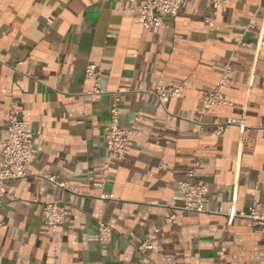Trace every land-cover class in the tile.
I'll return each instance as SVG.
<instances>
[{"label":"crops","instance_id":"obj_1","mask_svg":"<svg viewBox=\"0 0 264 264\" xmlns=\"http://www.w3.org/2000/svg\"><path fill=\"white\" fill-rule=\"evenodd\" d=\"M212 13L211 0H189L153 30L135 0H0V164L10 96L38 150L26 165L33 176L7 184L0 264H264V227L225 216L234 200L239 212L264 201V0H229L213 30ZM88 64L100 65L105 94H87ZM226 66L229 103L200 115ZM162 86L183 95L161 102L152 91ZM116 94L121 125L135 133L115 181L102 185ZM228 118H244V134L215 137ZM194 160L209 211L166 226ZM44 174L81 194L54 190ZM54 199L67 203L65 222L49 233L40 203ZM99 221L113 228L105 246ZM147 237L154 248L142 254Z\"/></svg>","mask_w":264,"mask_h":264},{"label":"built area","instance_id":"obj_2","mask_svg":"<svg viewBox=\"0 0 264 264\" xmlns=\"http://www.w3.org/2000/svg\"><path fill=\"white\" fill-rule=\"evenodd\" d=\"M189 0H135L136 7L140 10L139 18L143 26L159 30L166 27L165 16H176L179 10L188 3ZM213 3V13L206 17V21L211 30L215 27V16L219 10L226 8L229 0H211ZM261 45L264 46V34L261 38ZM230 68L226 66L225 71L214 88L208 91L202 98L199 114L204 115L214 107L225 106L229 102L223 94V86L230 75ZM85 76L94 82L92 91L88 95H102L106 91L100 87L101 68L98 64H88L85 68ZM152 93L161 101L165 102L167 97H180L183 95L182 86H162L154 89ZM10 105L7 113V137L3 141L1 151L2 161L0 164V229L5 225L2 217V209L8 193L7 184L13 180H26L33 176L26 170V165L33 162L38 150L34 142V134L29 129V123L22 119L18 112V101L14 97L9 98ZM121 97L115 95L114 101L109 109V129L104 137L105 148L109 154L108 160L103 169V183L114 182L118 173V165L127 158V147L130 137L135 133V126L125 129L121 125L120 119ZM237 128L244 134L247 126L244 118H228L224 122L215 125L213 135L221 136L229 128ZM199 167V162L194 160L187 171L185 179L179 182L178 191L183 197L182 206L165 218L166 226H173L179 219H183L187 214H201L208 212L209 188L204 184L195 182V175ZM42 177L52 186L54 190L64 189L72 194H81L75 187L66 182L60 181L57 174H44ZM115 199L113 194L103 196ZM38 202V200H35ZM46 230L49 233L55 232L59 226L65 222V212L67 203L54 199L50 202L40 203ZM215 213H218L216 211ZM228 224L231 225L237 218H245L251 221L255 227H264V201H261L248 211L239 212L236 200L225 213ZM98 240L103 246L110 241L112 226L104 221H99L97 225ZM154 239L147 237L138 247L142 254L154 248Z\"/></svg>","mask_w":264,"mask_h":264}]
</instances>
